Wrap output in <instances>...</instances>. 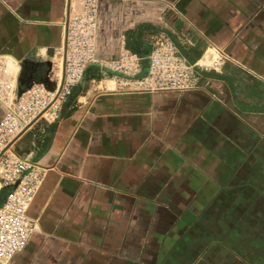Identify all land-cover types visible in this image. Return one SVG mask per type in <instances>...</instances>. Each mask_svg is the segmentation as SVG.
Instances as JSON below:
<instances>
[{
    "label": "crops",
    "instance_id": "obj_1",
    "mask_svg": "<svg viewBox=\"0 0 264 264\" xmlns=\"http://www.w3.org/2000/svg\"><path fill=\"white\" fill-rule=\"evenodd\" d=\"M70 2L0 0L3 81L51 84ZM98 5L101 60L167 36L197 85L136 92L89 68L56 120L12 146L44 179L34 234L0 264H264V0ZM7 194L0 184V204Z\"/></svg>",
    "mask_w": 264,
    "mask_h": 264
},
{
    "label": "built area",
    "instance_id": "obj_2",
    "mask_svg": "<svg viewBox=\"0 0 264 264\" xmlns=\"http://www.w3.org/2000/svg\"><path fill=\"white\" fill-rule=\"evenodd\" d=\"M77 1L71 0L62 22L64 46L57 51L60 67L50 85L15 88L0 76V184L8 191L0 204V262L23 252L34 234L29 212L44 179V172L17 156L12 146L41 118L56 120L90 66L120 75L123 86L136 92H188L197 85V66L167 36H160L146 56L125 51L117 59L101 60L98 0H79L80 7L75 6Z\"/></svg>",
    "mask_w": 264,
    "mask_h": 264
},
{
    "label": "rangeland",
    "instance_id": "obj_3",
    "mask_svg": "<svg viewBox=\"0 0 264 264\" xmlns=\"http://www.w3.org/2000/svg\"><path fill=\"white\" fill-rule=\"evenodd\" d=\"M92 66H90L89 68H91ZM94 78H97L98 76L97 75H93ZM91 79V77L89 76L88 77V80Z\"/></svg>",
    "mask_w": 264,
    "mask_h": 264
},
{
    "label": "bare ground",
    "instance_id": "obj_4",
    "mask_svg": "<svg viewBox=\"0 0 264 264\" xmlns=\"http://www.w3.org/2000/svg\"><path fill=\"white\" fill-rule=\"evenodd\" d=\"M75 6L77 7V5L75 4Z\"/></svg>",
    "mask_w": 264,
    "mask_h": 264
},
{
    "label": "trees",
    "instance_id": "obj_5",
    "mask_svg": "<svg viewBox=\"0 0 264 264\" xmlns=\"http://www.w3.org/2000/svg\"><path fill=\"white\" fill-rule=\"evenodd\" d=\"M132 53H134V52H132ZM137 54V53H136ZM139 55V54H138Z\"/></svg>",
    "mask_w": 264,
    "mask_h": 264
}]
</instances>
